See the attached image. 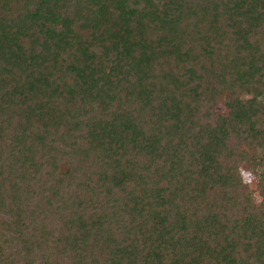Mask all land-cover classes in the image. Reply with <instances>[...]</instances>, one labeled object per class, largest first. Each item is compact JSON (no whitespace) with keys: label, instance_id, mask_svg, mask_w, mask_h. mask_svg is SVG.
<instances>
[{"label":"trees","instance_id":"1","mask_svg":"<svg viewBox=\"0 0 264 264\" xmlns=\"http://www.w3.org/2000/svg\"><path fill=\"white\" fill-rule=\"evenodd\" d=\"M0 264H264V0H0Z\"/></svg>","mask_w":264,"mask_h":264},{"label":"rangeland","instance_id":"2","mask_svg":"<svg viewBox=\"0 0 264 264\" xmlns=\"http://www.w3.org/2000/svg\"><path fill=\"white\" fill-rule=\"evenodd\" d=\"M245 177H246V175H245ZM247 179V178H246ZM248 180V179H247Z\"/></svg>","mask_w":264,"mask_h":264}]
</instances>
